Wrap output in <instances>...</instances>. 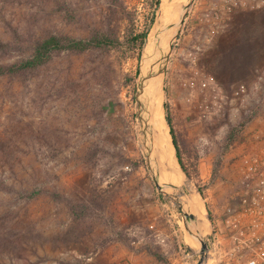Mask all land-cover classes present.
Listing matches in <instances>:
<instances>
[{"label": "rangeland", "instance_id": "obj_1", "mask_svg": "<svg viewBox=\"0 0 264 264\" xmlns=\"http://www.w3.org/2000/svg\"><path fill=\"white\" fill-rule=\"evenodd\" d=\"M212 1L194 0L164 72L144 94L147 100L156 81L186 169L176 159L185 177L181 199L197 198L203 215L193 213L206 235L236 178L220 158L236 127L200 105L213 80L225 88L250 83L264 65V11L238 13L213 35L200 15ZM155 2L0 0V64L19 58L20 41L48 32L119 39L0 78V264H109L129 255L133 241L140 242L137 260L170 263L189 246L179 209L155 185L139 119L140 75L163 64L158 50L144 62ZM147 31L141 49L133 38ZM170 40L159 45L167 49Z\"/></svg>", "mask_w": 264, "mask_h": 264}, {"label": "built area", "instance_id": "obj_2", "mask_svg": "<svg viewBox=\"0 0 264 264\" xmlns=\"http://www.w3.org/2000/svg\"><path fill=\"white\" fill-rule=\"evenodd\" d=\"M262 11L264 0H213L200 15L211 33L220 35L236 14ZM209 89L201 109L211 116H229L236 127L220 156L229 161L236 178L207 235V264H264V65L250 83L225 88L213 80ZM181 217L177 212L176 218ZM130 248L129 255L116 257L109 264H195L187 248L180 247L178 258L170 263H142L137 260L142 254L140 242H131Z\"/></svg>", "mask_w": 264, "mask_h": 264}, {"label": "water", "instance_id": "obj_3", "mask_svg": "<svg viewBox=\"0 0 264 264\" xmlns=\"http://www.w3.org/2000/svg\"><path fill=\"white\" fill-rule=\"evenodd\" d=\"M193 2L194 0H186L184 3H182L179 8V12H178L179 13L178 20L174 23H171L169 25H164L161 27L158 36L155 38L156 42L154 46L156 49L153 51V54L146 55L144 62L153 60L156 57L157 50H158L161 55L159 58V62L163 64L162 66L159 67V70L156 72L153 70H149L147 74L140 75V79L138 83V90H137V97H138L137 100L139 103V119L141 121L146 157H147L148 163L151 168V174L153 176L155 185L158 191L164 194L167 198H169L172 201V203L175 206H177V208L179 209L186 232L191 237V239H193V241L196 243V246H197L196 249H193L191 246L187 247V250L194 257L195 264H207L208 259H209V251H210V247L207 241V235L202 229L201 220L191 210L190 203L186 204L181 199L183 197L184 198L187 197L186 193L179 186H175L173 184H168V183H162L160 181L159 166L153 156V141H152V133H151V129L149 125V118H148V104H147V100L145 99V95H144L147 84L152 79L158 77L164 72V69H165L164 64L167 61L166 51H168V49L169 50L172 49V45L177 38V33L179 29L182 28L184 24L185 16L187 12L190 10V8L192 7ZM171 29H175V34L173 38L170 40L168 48L163 49L159 45L161 42L160 36L166 31H169ZM175 154H176V151H175ZM169 190H171L172 193L168 192ZM207 219L210 221L209 216H207Z\"/></svg>", "mask_w": 264, "mask_h": 264}, {"label": "trees", "instance_id": "obj_4", "mask_svg": "<svg viewBox=\"0 0 264 264\" xmlns=\"http://www.w3.org/2000/svg\"><path fill=\"white\" fill-rule=\"evenodd\" d=\"M159 5L160 0H156L155 7L158 8ZM154 20L153 14L151 23H153ZM148 31L133 38L136 46H139L141 49L148 35ZM20 42L19 46L15 47L17 53H19V58L10 64H0V78L18 76L43 69L47 67L56 56L61 54H86L104 47H115L119 44V39L115 36L106 34L93 35L86 39H78L48 32V34H39L29 41ZM0 47H4L1 42ZM138 72L139 71H137V73ZM164 111L165 120L170 130L172 144L176 151L178 164L183 172H186L167 104H164Z\"/></svg>", "mask_w": 264, "mask_h": 264}, {"label": "bare ground", "instance_id": "obj_5", "mask_svg": "<svg viewBox=\"0 0 264 264\" xmlns=\"http://www.w3.org/2000/svg\"><path fill=\"white\" fill-rule=\"evenodd\" d=\"M181 2H183V0H162L158 20L155 23L147 41L146 54H150L151 51H154V44L156 42L155 38L158 36L161 27L165 24L173 23V21L177 18L179 15V4ZM174 34L175 29L166 31L160 36V43L163 44L172 39ZM151 85L152 89L147 91L148 118L152 133L153 156L159 166L160 181L162 183L180 186V184L184 182L185 177L177 166L175 150L172 146L170 135L167 130L168 127L163 114L164 110L161 102L162 97H159L158 90L156 88L157 82L152 81ZM190 206L192 211L195 210L194 213L203 215L201 213L202 209L200 208L196 197L190 199ZM201 226L203 230L207 231L205 229L207 225L204 222H202ZM187 244L191 247L196 246L193 239L189 240Z\"/></svg>", "mask_w": 264, "mask_h": 264}, {"label": "crops", "instance_id": "obj_6", "mask_svg": "<svg viewBox=\"0 0 264 264\" xmlns=\"http://www.w3.org/2000/svg\"><path fill=\"white\" fill-rule=\"evenodd\" d=\"M116 257H119V256H116ZM116 257H114V258H116ZM114 258H113V259H114ZM113 259H112V260H113ZM141 262H142V263H148L149 261H148V260H145V259H143V260H141Z\"/></svg>", "mask_w": 264, "mask_h": 264}]
</instances>
